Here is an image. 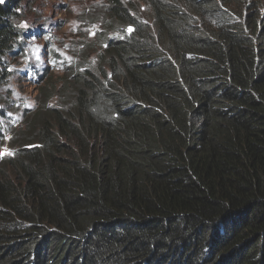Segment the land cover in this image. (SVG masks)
<instances>
[{"label":"trees","instance_id":"obj_1","mask_svg":"<svg viewBox=\"0 0 264 264\" xmlns=\"http://www.w3.org/2000/svg\"><path fill=\"white\" fill-rule=\"evenodd\" d=\"M233 2L93 0L79 15L78 71L45 86L58 104L40 101L0 164V264H264V15L244 34ZM18 8L0 3V90Z\"/></svg>","mask_w":264,"mask_h":264},{"label":"rangeland","instance_id":"obj_2","mask_svg":"<svg viewBox=\"0 0 264 264\" xmlns=\"http://www.w3.org/2000/svg\"><path fill=\"white\" fill-rule=\"evenodd\" d=\"M16 1L21 16L18 23L24 32L19 41L20 50H15L11 58H5L9 78L0 90V164L11 153L10 149L16 148L13 141L19 132L32 133L29 122L36 119L40 101L47 105L58 104L57 96L50 95L48 90L66 81L61 79L66 73L64 52L81 39L80 31L84 28L83 21L79 22L78 17L88 12L87 7L93 2L22 0L21 6V0ZM252 4L257 5V11L251 13ZM222 7L227 25L239 26L244 34H248L251 31L248 20L264 11V0H235L228 7ZM210 24L217 25V20L212 18ZM69 95L70 89H67L65 96ZM4 172L12 175V170Z\"/></svg>","mask_w":264,"mask_h":264},{"label":"clouds","instance_id":"obj_3","mask_svg":"<svg viewBox=\"0 0 264 264\" xmlns=\"http://www.w3.org/2000/svg\"><path fill=\"white\" fill-rule=\"evenodd\" d=\"M21 6H22V0H21ZM253 9V4L250 6V10ZM261 16L264 15V11H262L261 13H259ZM92 24V28L91 30L89 31V34L94 36V34L97 32V31H100L99 27H98V24L96 23H91ZM201 28L203 29L204 28V25L202 23L201 25ZM133 30H134V27L131 26V25H127V27L123 30V32H120V31H114L113 33H110V38H119L121 40H124L125 38H130V35L131 33H133ZM71 48L67 49L64 53L65 55L63 56V66H64V72H68L69 70H71V66H74V61L76 60L75 59V56L73 54V52H71ZM76 71H78L77 69H74V70H71V72L75 73ZM232 79L228 76H225V80L224 82H219L218 80L215 81L214 83V86H213V89L215 91V95H220L221 92L227 88L231 83H232ZM34 144L31 143V144H27L25 145V147H31L33 146ZM10 154L8 156H12L14 153H15V150L14 148H11L10 149Z\"/></svg>","mask_w":264,"mask_h":264},{"label":"snow or ice","instance_id":"obj_4","mask_svg":"<svg viewBox=\"0 0 264 264\" xmlns=\"http://www.w3.org/2000/svg\"><path fill=\"white\" fill-rule=\"evenodd\" d=\"M3 2V0H0V3H2ZM23 27H26V25H24Z\"/></svg>","mask_w":264,"mask_h":264},{"label":"water","instance_id":"obj_5","mask_svg":"<svg viewBox=\"0 0 264 264\" xmlns=\"http://www.w3.org/2000/svg\"><path fill=\"white\" fill-rule=\"evenodd\" d=\"M4 1V0H3ZM3 3V2H2Z\"/></svg>","mask_w":264,"mask_h":264}]
</instances>
